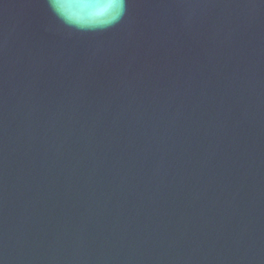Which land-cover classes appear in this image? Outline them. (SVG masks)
<instances>
[{
  "label": "water",
  "instance_id": "obj_1",
  "mask_svg": "<svg viewBox=\"0 0 264 264\" xmlns=\"http://www.w3.org/2000/svg\"><path fill=\"white\" fill-rule=\"evenodd\" d=\"M0 264H264V0H0Z\"/></svg>",
  "mask_w": 264,
  "mask_h": 264
},
{
  "label": "clouds",
  "instance_id": "obj_2",
  "mask_svg": "<svg viewBox=\"0 0 264 264\" xmlns=\"http://www.w3.org/2000/svg\"><path fill=\"white\" fill-rule=\"evenodd\" d=\"M47 3L58 20L81 32L106 30L126 10V0H47Z\"/></svg>",
  "mask_w": 264,
  "mask_h": 264
}]
</instances>
